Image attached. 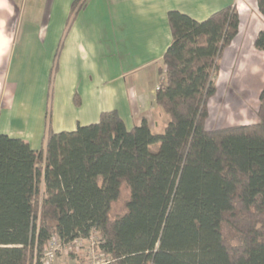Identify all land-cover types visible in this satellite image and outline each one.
I'll return each instance as SVG.
<instances>
[{
    "label": "trees",
    "instance_id": "1",
    "mask_svg": "<svg viewBox=\"0 0 264 264\" xmlns=\"http://www.w3.org/2000/svg\"><path fill=\"white\" fill-rule=\"evenodd\" d=\"M167 24L154 98L168 118L161 134L144 119L127 129L112 110L71 132L48 126L39 151L0 135V264H44L53 239L91 234L105 264H264V85L255 124L206 128L237 10L200 22L173 10ZM253 46L264 52V31Z\"/></svg>",
    "mask_w": 264,
    "mask_h": 264
},
{
    "label": "crops",
    "instance_id": "2",
    "mask_svg": "<svg viewBox=\"0 0 264 264\" xmlns=\"http://www.w3.org/2000/svg\"><path fill=\"white\" fill-rule=\"evenodd\" d=\"M74 1L0 0V135L39 151L48 126L53 133L74 131L82 109L90 104L101 107L96 115L116 110L122 120H146L151 130L149 118L161 111L154 98L160 62L171 41L167 13L173 10L200 22L228 6L236 8L238 35L223 52L219 71H225L227 82L243 98L258 100L264 85V52L255 50L253 43L264 31V18L255 0H86L68 22ZM96 28L103 38L100 53L119 59L113 76L108 61L99 62L98 79L91 42ZM30 64H39L45 75L38 100L30 84L20 83ZM70 67L82 74V88H77L74 73L69 75ZM52 71L56 79L49 103Z\"/></svg>",
    "mask_w": 264,
    "mask_h": 264
},
{
    "label": "rangeland",
    "instance_id": "3",
    "mask_svg": "<svg viewBox=\"0 0 264 264\" xmlns=\"http://www.w3.org/2000/svg\"><path fill=\"white\" fill-rule=\"evenodd\" d=\"M91 1V0H90ZM88 11V10H87ZM92 24L96 25L95 22H91ZM90 23V24H91ZM97 27V25H96ZM93 35L91 37V42L93 46L95 47V63L96 68L94 71V78L98 79L102 76L101 68H98L97 72V66L99 65V62L108 61L109 71L110 75H115L117 73L115 64L117 65L116 61H119L118 58L114 57L112 54L109 55H103L100 53V46H102L103 38L98 35V29L96 28L93 32ZM61 48V47H60ZM106 53V52H105ZM36 59L33 58L32 61H35ZM118 66V65H117ZM29 69L25 71L23 75H20V83L23 84H30V86L33 88L35 97H39V86L42 83V80L44 79L45 75L43 71H39L40 66L30 64L28 66ZM37 70V71H32ZM69 75L74 73V76H76L74 79L75 81H79V86L82 88L84 83L82 79V74L75 71V68L70 67L68 68ZM52 80L50 82L49 87V103H51V96L53 95V91L55 88L54 80L55 78V72L52 71ZM59 77V76H58ZM228 75L225 73V71L222 70L218 72L215 83H216V94L208 103V110H209V118L206 123V128L208 130L213 129H221L231 126H239V125H252L257 122V109H258V100L250 101V99L243 98L238 92H236L233 85H230L226 78ZM21 85V84H20ZM77 90V89H76ZM101 93H98V95ZM80 97V95H79ZM81 99V98H80ZM87 103L93 102L94 104H98V101H95L93 99H83ZM101 107L100 106H94L93 104H90L87 108L82 109V115L86 119L84 121L83 117L79 119L77 126H86L89 124H94L98 122V116L96 115V112H100ZM93 111V112H92ZM81 113V112H80ZM95 113V116H94ZM160 116H157V113H153L152 117L149 118V125L151 127L152 133L155 134H161L163 132V127L167 124L168 118H165L164 120V114L159 111L158 112ZM123 122L126 126V128L130 129L133 126H139L140 121L131 122V120L123 119ZM76 126V127H77ZM76 129V128H75ZM157 149V145L152 147V151H155ZM97 238L96 235L91 234L88 239H81L78 240L76 244H68L63 245L59 243L57 239H53L49 245V249L51 250V256L49 264H103L106 261V258L94 250L93 246L96 244ZM48 249V250H49Z\"/></svg>",
    "mask_w": 264,
    "mask_h": 264
},
{
    "label": "built area",
    "instance_id": "4",
    "mask_svg": "<svg viewBox=\"0 0 264 264\" xmlns=\"http://www.w3.org/2000/svg\"><path fill=\"white\" fill-rule=\"evenodd\" d=\"M77 241L78 240H75V241L71 242L70 244H76ZM50 256H51V250L49 249L44 254V257H43V260H42L44 262V264H49ZM103 264H105V263H103Z\"/></svg>",
    "mask_w": 264,
    "mask_h": 264
}]
</instances>
